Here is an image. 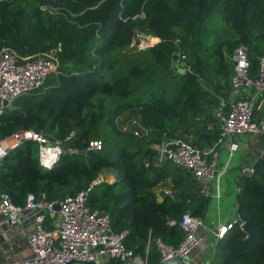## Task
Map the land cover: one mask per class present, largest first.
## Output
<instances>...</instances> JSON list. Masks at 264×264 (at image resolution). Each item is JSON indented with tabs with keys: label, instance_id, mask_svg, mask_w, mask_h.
Instances as JSON below:
<instances>
[{
	"label": "trees",
	"instance_id": "16d2710c",
	"mask_svg": "<svg viewBox=\"0 0 264 264\" xmlns=\"http://www.w3.org/2000/svg\"><path fill=\"white\" fill-rule=\"evenodd\" d=\"M142 34L157 42L140 47ZM241 44L254 75L264 54V0H0V50L59 57L43 87L0 113V139L43 130L66 149L50 172L39 163L36 142L11 150L0 167V193L23 205L29 193L55 201L91 188L89 206L109 213L113 229L127 232V247L156 262L152 240L179 245L184 231L169 221L186 213L203 218L210 198L189 169L158 164L151 145L166 137L202 149L217 142L215 109L230 91ZM124 112L149 134L121 132L116 118ZM95 139L103 148L89 152ZM254 168L238 178L236 197L238 214L255 230H229L211 264H264V157ZM106 169L114 181H99Z\"/></svg>",
	"mask_w": 264,
	"mask_h": 264
},
{
	"label": "built area",
	"instance_id": "2783aa9c",
	"mask_svg": "<svg viewBox=\"0 0 264 264\" xmlns=\"http://www.w3.org/2000/svg\"><path fill=\"white\" fill-rule=\"evenodd\" d=\"M141 44L139 43V46L145 48ZM233 61L229 96L221 99L220 105L215 109V116L220 124L217 142L202 149L184 138L166 137L151 145L157 151L158 164L173 161L192 171L202 185L211 182L214 196L219 202L223 198L222 177L228 172L231 160L240 148L236 137L264 136V54L258 57L259 66L254 75L252 61L245 45L241 44L234 50ZM58 66L59 57L56 52L23 57L12 47L2 48L0 113L5 108L4 100L12 102L18 96L40 89L49 74L56 71ZM116 125L121 132L132 133L138 137H146L149 134V130L140 125L137 116L130 112L120 114L116 118ZM28 140L38 144V159L43 168H52L66 151L63 142L52 139L43 130H19L0 139V167L11 150ZM102 148L103 142L98 139L90 141L88 146V150L93 151ZM220 148L228 152L229 158L224 163L219 162ZM67 151L79 152L78 149L72 148ZM262 157L264 148L261 150ZM254 171L252 165L246 167L241 175L253 174ZM236 189L238 192L239 187ZM162 190L165 194L172 193L167 188ZM90 192L91 188L83 189L75 195L55 201L38 199L34 193H29L23 205L15 203L10 193H0V215L8 222L19 223L23 216L33 220V227L23 232L32 256L18 260L15 264H69L72 261L106 264L110 259H119L123 264H149L147 256L136 254L133 249L127 247V232H117L113 229L109 213L89 206ZM55 204L60 205L59 210L54 209ZM48 215L53 219L50 229L45 227ZM169 223L178 224L184 231V237L177 246L160 237L152 240L159 252L160 263L191 264L190 255L194 249L209 245L207 236L201 232L204 219L186 213L180 221L171 219ZM244 223L240 214L224 222L220 221L214 231L216 243L233 227L238 225L242 228ZM150 245L151 241L148 242L147 250Z\"/></svg>",
	"mask_w": 264,
	"mask_h": 264
},
{
	"label": "crops",
	"instance_id": "0c3cea01",
	"mask_svg": "<svg viewBox=\"0 0 264 264\" xmlns=\"http://www.w3.org/2000/svg\"><path fill=\"white\" fill-rule=\"evenodd\" d=\"M228 96L229 93L227 91L226 97L225 95L221 97H225L222 99H226ZM236 139L240 143V148L237 152L238 159L237 161H234L233 163L231 161L230 163L229 170L224 177V182H226V185H222L221 183L223 194L221 202L215 198L211 182L205 184L206 186L202 185V192L209 196L210 199H215L218 205V213L214 206H208L206 214L203 217L204 226L201 232L207 236L209 245L194 249L190 255L191 264H211L216 244L214 231L218 228L220 221L224 222L229 220L232 216L238 214V204L236 197L237 180L246 167L255 165L256 162L261 158V150L264 148V136H238ZM232 183L235 184V187L234 185L232 187L229 186L232 185ZM222 202L225 203L224 209H221ZM48 216L49 217H47L45 223L46 228L49 227V224L51 225L53 222V219L50 218V215ZM32 227L33 220L26 216H23L22 221L19 223L11 224L0 215V264H15V262L18 260L26 259L32 256V251L28 246L23 233L26 229ZM149 264L163 263H160L158 259L156 262Z\"/></svg>",
	"mask_w": 264,
	"mask_h": 264
},
{
	"label": "rangeland",
	"instance_id": "374dc122",
	"mask_svg": "<svg viewBox=\"0 0 264 264\" xmlns=\"http://www.w3.org/2000/svg\"><path fill=\"white\" fill-rule=\"evenodd\" d=\"M157 42V40L156 39H154V38H152L151 36H148V35H145V34H142L141 35V37H140V43H142L141 45L142 46H144V47H146V46H151V45H153V44H155ZM232 60H233V57H232ZM179 67H181V65H179ZM132 114H134L133 112H131ZM244 137H250V135H243ZM241 137V136H240ZM219 151H220V160H219V162L220 163H224V162H226V160H228V158H229V156H228V152H226L224 149H222V148H220L219 149ZM237 159H238V154L236 153L235 155H234V157L232 158V163L234 162V161H237ZM226 175H224L223 177H222V185L224 184V185H226V182H224L225 180H224V177H225ZM100 179L101 180H104V179H107V180H109V181H114L115 179H116V176H115V172L113 171V170H111V169H106V170H104L103 172H102V174L100 175ZM234 185V187H235V184L234 183H232V185H229L230 187H232ZM224 202H222V204H221V209H224ZM209 205H212V207L214 206V208H215V210L217 211V213H218V205H217V203H216V201H215V199H210V204ZM233 217V216H232ZM73 264H83V263H78V262H75V263H73Z\"/></svg>",
	"mask_w": 264,
	"mask_h": 264
},
{
	"label": "water",
	"instance_id": "95a60500",
	"mask_svg": "<svg viewBox=\"0 0 264 264\" xmlns=\"http://www.w3.org/2000/svg\"><path fill=\"white\" fill-rule=\"evenodd\" d=\"M179 72L180 73H184L185 72V68L183 67H179ZM11 104V102L9 100H4L3 101V105L4 107H8L9 105ZM204 127H207V125H204ZM89 152H93V150H89ZM46 172H50L52 170V168H44ZM54 209L55 210H59L60 209V205L59 204H55L54 205ZM248 234L252 233L255 228H253L252 226H250L247 222H245L243 224V227H242ZM75 263V261H72L70 262L69 264H73ZM83 264H94L93 262L89 261V262H84Z\"/></svg>",
	"mask_w": 264,
	"mask_h": 264
}]
</instances>
